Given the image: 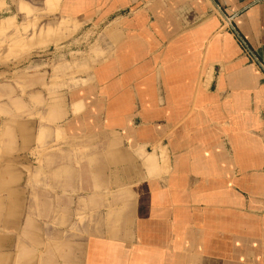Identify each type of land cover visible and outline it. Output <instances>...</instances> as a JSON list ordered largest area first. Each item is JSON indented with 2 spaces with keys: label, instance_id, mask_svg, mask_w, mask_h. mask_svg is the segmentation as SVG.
<instances>
[{
  "label": "crops",
  "instance_id": "1",
  "mask_svg": "<svg viewBox=\"0 0 264 264\" xmlns=\"http://www.w3.org/2000/svg\"><path fill=\"white\" fill-rule=\"evenodd\" d=\"M121 1L0 146L32 217L25 251L0 235L8 264H264V0Z\"/></svg>",
  "mask_w": 264,
  "mask_h": 264
},
{
  "label": "rangeland",
  "instance_id": "2",
  "mask_svg": "<svg viewBox=\"0 0 264 264\" xmlns=\"http://www.w3.org/2000/svg\"><path fill=\"white\" fill-rule=\"evenodd\" d=\"M121 2L85 0L81 2L83 6L66 7L65 0H0V146L3 150L10 146L11 136L31 131L32 127L26 125L28 120L41 119L42 102L36 98L28 100L31 90L37 85L35 90H40L42 81L49 80L50 85L45 88L50 90L49 108L52 109L60 101L55 80L62 60L83 58L82 53H101L108 21L113 16L129 15L136 8L133 5L121 7ZM10 85L14 87L12 91ZM11 94L16 96L12 98ZM39 133L41 142L42 131ZM20 160L25 161L24 155ZM28 171L32 174L31 169ZM0 172V192L7 195L0 205V235L3 241L17 238L16 249L25 251L26 240L31 241L25 224L29 218L31 222L32 217L20 213L24 201L16 205L10 199L11 193L25 192V174L15 167L12 170L3 167ZM38 175L40 169H35L33 176L38 179ZM17 177L18 183L11 186L10 179ZM12 206L17 207V213L11 210ZM53 234L57 233H51L50 237L45 233V238L51 240ZM73 234L65 232L68 244ZM6 248H0V264L10 262ZM13 264L20 263L15 260Z\"/></svg>",
  "mask_w": 264,
  "mask_h": 264
},
{
  "label": "bare ground",
  "instance_id": "3",
  "mask_svg": "<svg viewBox=\"0 0 264 264\" xmlns=\"http://www.w3.org/2000/svg\"><path fill=\"white\" fill-rule=\"evenodd\" d=\"M104 247V246H103Z\"/></svg>",
  "mask_w": 264,
  "mask_h": 264
}]
</instances>
